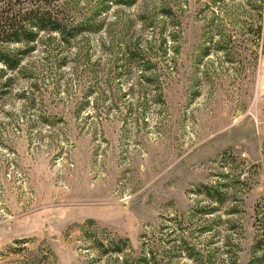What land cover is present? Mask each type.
Returning <instances> with one entry per match:
<instances>
[{
    "label": "rangeland",
    "instance_id": "1",
    "mask_svg": "<svg viewBox=\"0 0 264 264\" xmlns=\"http://www.w3.org/2000/svg\"><path fill=\"white\" fill-rule=\"evenodd\" d=\"M68 4L4 45L0 264H264V0Z\"/></svg>",
    "mask_w": 264,
    "mask_h": 264
},
{
    "label": "trees",
    "instance_id": "2",
    "mask_svg": "<svg viewBox=\"0 0 264 264\" xmlns=\"http://www.w3.org/2000/svg\"><path fill=\"white\" fill-rule=\"evenodd\" d=\"M69 0H1L0 4V63L9 70L18 68L23 56L28 52L19 49L10 52L4 45L11 43H33L39 40L41 33L59 36L62 42L68 43L78 34L88 30L83 23L75 17ZM135 0H116L118 4H133ZM263 2V0H262ZM169 13V9L163 11ZM262 25L255 27L256 37L261 34ZM217 48L224 49L226 46L220 41ZM225 46V47H224ZM209 194V193H208ZM261 232L254 238L253 250L264 254V214L261 216ZM96 246L102 253L115 252L120 255L123 264H130L125 258L127 241L122 238L110 241L111 248L105 246L100 239H96ZM155 257L149 255L140 256L136 264H157Z\"/></svg>",
    "mask_w": 264,
    "mask_h": 264
}]
</instances>
